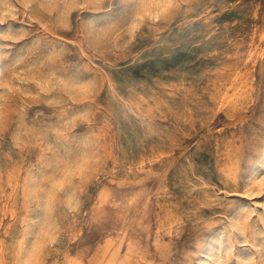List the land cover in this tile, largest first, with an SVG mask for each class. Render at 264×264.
<instances>
[{"label":"rangeland","instance_id":"obj_1","mask_svg":"<svg viewBox=\"0 0 264 264\" xmlns=\"http://www.w3.org/2000/svg\"><path fill=\"white\" fill-rule=\"evenodd\" d=\"M113 3L0 0V264H264V0Z\"/></svg>","mask_w":264,"mask_h":264},{"label":"snow or ice","instance_id":"obj_2","mask_svg":"<svg viewBox=\"0 0 264 264\" xmlns=\"http://www.w3.org/2000/svg\"><path fill=\"white\" fill-rule=\"evenodd\" d=\"M174 2L175 0H124V3L127 5V9L129 11H131L133 8H136L138 5H142V4H154V5L163 6L160 7V11L158 15L165 14ZM123 11H125V9L121 7V0H114L111 11L95 13V14H86L84 18L87 20L94 21L97 27H103L104 25L108 24L111 20L119 16ZM138 18L142 19L143 17L141 16ZM6 27L7 25L0 27V31H3ZM96 39L98 42H103V37H96ZM14 59H15V55L13 54L12 59L0 62V74L3 73L6 65H10L13 63ZM79 110L80 109H75V111H79ZM68 147L75 148V144L69 145ZM87 166H88V161L81 160L77 164V169L83 172L84 170H86Z\"/></svg>","mask_w":264,"mask_h":264},{"label":"bare ground","instance_id":"obj_3","mask_svg":"<svg viewBox=\"0 0 264 264\" xmlns=\"http://www.w3.org/2000/svg\"><path fill=\"white\" fill-rule=\"evenodd\" d=\"M243 97V96H242Z\"/></svg>","mask_w":264,"mask_h":264}]
</instances>
